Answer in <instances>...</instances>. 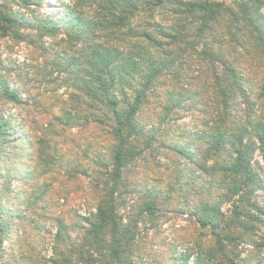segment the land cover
Here are the masks:
<instances>
[{
  "label": "trees",
  "instance_id": "trees-1",
  "mask_svg": "<svg viewBox=\"0 0 264 264\" xmlns=\"http://www.w3.org/2000/svg\"><path fill=\"white\" fill-rule=\"evenodd\" d=\"M43 1L0 0V34L63 33L68 51L82 47L66 58L55 45L35 47L71 74L68 112L58 117L45 106L35 117L31 110L24 136L17 119L0 113V264L15 260L19 226L35 232L46 215L44 202H33L32 220L22 215L28 202H10L19 181L58 197L49 208L58 224L53 264H144L139 242L157 239L170 213L194 219L209 237L201 243L213 241L218 252L238 239L226 229L255 236V225H264L254 161L258 152L264 172V0H72L60 22L37 13ZM3 102L24 106L0 67ZM79 121L84 140L67 161L70 150L51 142L59 124ZM64 139L68 146L75 135ZM84 201L92 211L81 218L74 252L66 208ZM223 203H232L229 221L221 219ZM176 243L152 262L189 264ZM251 244L263 251L264 237Z\"/></svg>",
  "mask_w": 264,
  "mask_h": 264
},
{
  "label": "rangeland",
  "instance_id": "rangeland-1",
  "mask_svg": "<svg viewBox=\"0 0 264 264\" xmlns=\"http://www.w3.org/2000/svg\"><path fill=\"white\" fill-rule=\"evenodd\" d=\"M71 1L72 0H48L47 3L43 1L40 8H37L36 11L43 17H52L60 22L62 16L65 14V8L70 6ZM214 1L223 3L226 6L231 5L233 2V0ZM12 8L19 14H27V10L18 4H12ZM60 30L63 32L62 29ZM26 32V29L19 31V33L23 35H26ZM53 45H55L54 47L56 48L55 55L64 56L63 58L69 57L68 55L65 56V54L69 53L70 56H76L73 53L79 52L82 47L81 44H77L76 46H71L72 50L68 51L69 41L63 33L54 36L44 35L42 37L39 34L36 36L34 32L33 38L27 37L26 39H21L13 33H7L5 35L0 34V67L2 69L3 80L7 82L11 89H15L19 92L24 103V106H14L4 102L0 103V113L17 119V123L20 124L19 132L23 136L28 129L29 121H27V118L28 112H31V110L36 112H33V116L37 117L38 114H43L45 112V106H47V108L49 106L54 109L56 116L59 117L63 112H68L72 106V104L67 101V94L71 90V86L69 85L72 82L70 79L71 74L64 69L60 60L57 65H55L53 64V59L49 57V53L44 55L36 49L39 46L50 48ZM54 60L57 59L54 58ZM79 97H82V95ZM78 102L79 100H76V105H78ZM239 102H241V100ZM241 105L243 104L241 103ZM239 110L243 112V106H241ZM76 114L77 117H79V114ZM190 117L191 115L187 113L184 119L180 121L187 122L190 120ZM20 119L22 121H20ZM58 121H60L59 118ZM79 125L80 121L71 126L59 124L56 130V136L51 142V147L54 149H59L63 143L64 147L70 150L68 155L65 154V156H67V161L79 156L78 150L81 148L80 142L84 140L80 138L81 131ZM70 133L75 135V141H71L73 143L67 146L65 145L64 138ZM20 150L23 152L24 147L20 146ZM25 153L26 151L24 154ZM254 161L259 163L257 169L261 174L262 186L264 187L263 163L258 152L254 155ZM50 182L52 181L50 180ZM43 183L44 179H41L37 184L43 185ZM14 184H16V182H14ZM13 188L14 194L9 198L10 202L14 201L17 206H20L23 201L28 202L27 207L22 210L24 219L32 220V217L36 214V210L32 205L33 202H44L46 204V215L40 221L38 226L39 229L35 232H32L31 228H29L30 224L22 223V225L19 226V241L14 249L16 256L15 260L11 261L10 264H53L52 246L55 236L57 235L58 224L56 218L52 216L49 211V208H51L52 203L56 202L58 197L53 193L52 188L50 191L47 189L46 191L44 188L32 185L31 182L26 183L25 181H19ZM14 196H16V198H13ZM256 199L259 206L264 208L263 191H258L256 193ZM60 203L61 201H59L58 204ZM66 210L71 220L68 226V236L71 238V242L74 240L73 242L75 243V245L68 247L67 250H74L75 252L78 244L76 241L79 238L78 234L82 226H84V222L81 218L92 211V206H90V204L88 205L85 201L81 203L72 202L67 206ZM232 210V203H223L220 207V212L222 214L221 219L223 221H229ZM256 217L257 216H255V218ZM255 226L257 228L255 236L241 232L240 230L226 229V231H229L232 236L238 239H234V241L226 245L225 250L223 249V251L218 252L214 244H212L213 241L201 243L209 237H206L207 233H202V230L194 219L188 218L187 215L182 216L170 213L168 214L167 221L161 223L157 239L150 241L151 239L144 238L139 242L142 260L144 264H154V262L158 260L157 258L161 249L164 250L167 244L174 246L177 244L176 242H178L181 245L177 250L182 255H189V264H192L197 257L204 261L205 264H264V250L255 251L251 244L252 240L255 238H260V236L264 237V225L263 223H257ZM147 236L150 237L151 232H149ZM32 242L36 243L39 250L35 252L32 251ZM151 243L154 244L152 245ZM5 246H7V243H5ZM198 247L199 249L197 250L196 248ZM231 251H233V253H231ZM72 252H68V254ZM145 254H150V257L148 258V255ZM73 257L75 258V253ZM153 259H155L154 262H152ZM1 262L0 260V263ZM72 264L80 263L74 259Z\"/></svg>",
  "mask_w": 264,
  "mask_h": 264
}]
</instances>
